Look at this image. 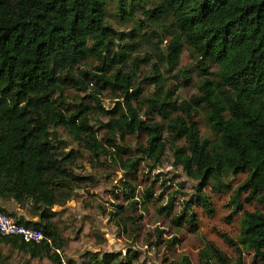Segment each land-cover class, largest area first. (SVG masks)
<instances>
[{
    "label": "trees",
    "instance_id": "1",
    "mask_svg": "<svg viewBox=\"0 0 264 264\" xmlns=\"http://www.w3.org/2000/svg\"><path fill=\"white\" fill-rule=\"evenodd\" d=\"M158 2L151 11L138 2L148 21L170 20L164 28L168 46L156 55L155 76L148 79L156 93L144 100L134 74L114 67L125 63L131 51L128 44L116 48L115 41L137 34L124 37L107 24L108 0H0V200L15 203L39 222L2 207L0 212L43 234L38 244L0 235V246L60 264V235L49 213L67 203L72 185L83 181L70 172L74 157L57 154L56 144L62 143L56 130L62 128L75 143L96 157H110L125 173L136 172L144 160L160 164L167 144L184 142L175 162L199 182L197 199L186 204L188 211L193 204L208 207L204 188L219 185L229 175H246L228 201L232 214L243 212L240 234L236 241L222 235L237 254L235 261L208 243L199 264H243V250L264 261V212L244 210V205L264 207V0ZM184 45L201 59L203 65L197 68L203 76L209 73L208 64L219 71L214 80L200 82L191 102L177 105L176 90L163 89L161 70L164 64L177 67ZM90 60L98 62L96 73L81 69ZM182 74L189 76L187 70ZM93 79L100 85L98 95L110 89L118 99L114 108L105 110L91 95L108 119L100 123L105 142L93 130L87 106H77L71 114L65 108L66 90L87 93ZM199 109L206 112L216 141L201 139ZM177 111L181 114L171 118ZM136 135L147 139L137 147L140 157L133 159L116 142ZM186 222L196 229L193 214L181 213L175 224ZM95 264L124 263L117 254H107ZM180 264L190 261L184 256Z\"/></svg>",
    "mask_w": 264,
    "mask_h": 264
},
{
    "label": "rangeland",
    "instance_id": "2",
    "mask_svg": "<svg viewBox=\"0 0 264 264\" xmlns=\"http://www.w3.org/2000/svg\"><path fill=\"white\" fill-rule=\"evenodd\" d=\"M139 1L141 7L150 11L159 4L158 0H108L105 13L107 24L117 33L124 37L132 32L137 34L136 38L126 37L123 42L115 41L116 48L128 44L131 51L125 63L114 67L134 74L136 86L142 90L145 100L156 93L157 87L148 79L155 76L153 64L157 61L156 55L164 53L168 46L170 36H166L164 28L170 25V20L148 21L138 5ZM171 32L175 33L172 29ZM202 65L201 59L191 56L184 45L177 67L172 68L167 64L162 67L163 89L176 90L174 98L177 105L191 102V98L198 95L197 88L204 78L215 79L219 68L208 64L209 73L205 77L197 68ZM98 66V62L90 60L81 69L96 73ZM183 70L189 73L186 79ZM99 88L94 79L90 81L87 93L68 88L65 108L71 114L75 107L87 106L90 124L97 137L105 142V130L100 123L105 124L108 119L96 108L91 95L98 97L105 110L114 108L118 99L110 89L98 95ZM180 114V111L174 112L171 118ZM205 116L206 112L199 109L196 122L200 137L216 141L218 135L207 124ZM142 120L145 121L146 117H142ZM154 120L159 121V118L155 117ZM56 133L62 143L56 144L57 154L72 155L74 162L69 167L70 172L83 179L72 185L68 202L54 207L49 213L60 235V264H95L96 260L101 261L107 254H117L124 264H180L184 256L190 264H199V254L208 243H213L232 262L235 261L237 254L222 235L236 241L240 234L243 212L232 214L228 201L232 191L244 182L246 175H229L220 180V186L204 188L208 207L193 204L188 211L186 204L197 199L199 182L188 178L175 162L174 154L185 145L184 142L175 146L167 144L160 164L144 160L136 172L125 173L110 157H96L82 144L75 143L62 128H58ZM146 139L143 135L126 137L124 140L118 137L116 144L123 145L126 155L135 159L140 157L137 147L145 144ZM244 210L264 212V207L244 205ZM183 212L187 217L195 216L194 231L187 222L181 227L175 224ZM25 213L29 219L33 218ZM33 220L39 222V218ZM0 249L4 257L2 264H58L49 257L31 259L8 246H0ZM242 256L243 264H264L252 251L243 250Z\"/></svg>",
    "mask_w": 264,
    "mask_h": 264
},
{
    "label": "built area",
    "instance_id": "3",
    "mask_svg": "<svg viewBox=\"0 0 264 264\" xmlns=\"http://www.w3.org/2000/svg\"><path fill=\"white\" fill-rule=\"evenodd\" d=\"M0 235L16 237L24 243H40L43 239L41 230L25 227L16 219L0 212Z\"/></svg>",
    "mask_w": 264,
    "mask_h": 264
},
{
    "label": "crops",
    "instance_id": "4",
    "mask_svg": "<svg viewBox=\"0 0 264 264\" xmlns=\"http://www.w3.org/2000/svg\"><path fill=\"white\" fill-rule=\"evenodd\" d=\"M0 207L4 208L9 213H15V215L17 217H23V218H25L27 220H30L33 223H37V221L34 222L33 218L29 219L28 216L26 215V213L24 211H21L19 206L16 205L15 203H13V202H10V203L0 202Z\"/></svg>",
    "mask_w": 264,
    "mask_h": 264
}]
</instances>
